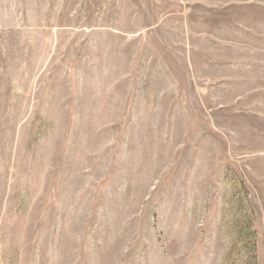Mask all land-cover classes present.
I'll return each mask as SVG.
<instances>
[{
  "label": "rangeland",
  "instance_id": "374dc122",
  "mask_svg": "<svg viewBox=\"0 0 264 264\" xmlns=\"http://www.w3.org/2000/svg\"><path fill=\"white\" fill-rule=\"evenodd\" d=\"M0 264H264V0H0Z\"/></svg>",
  "mask_w": 264,
  "mask_h": 264
}]
</instances>
